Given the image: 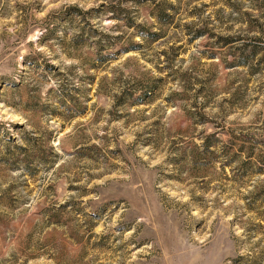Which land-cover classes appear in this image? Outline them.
I'll return each mask as SVG.
<instances>
[{
  "label": "rangeland",
  "instance_id": "1",
  "mask_svg": "<svg viewBox=\"0 0 264 264\" xmlns=\"http://www.w3.org/2000/svg\"><path fill=\"white\" fill-rule=\"evenodd\" d=\"M0 264H264V0H0Z\"/></svg>",
  "mask_w": 264,
  "mask_h": 264
}]
</instances>
